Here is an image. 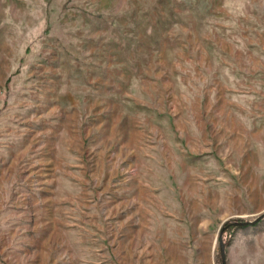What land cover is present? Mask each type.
Segmentation results:
<instances>
[{
	"label": "rangeland",
	"instance_id": "1",
	"mask_svg": "<svg viewBox=\"0 0 264 264\" xmlns=\"http://www.w3.org/2000/svg\"><path fill=\"white\" fill-rule=\"evenodd\" d=\"M223 227L264 264V0H0V264H221Z\"/></svg>",
	"mask_w": 264,
	"mask_h": 264
},
{
	"label": "water",
	"instance_id": "2",
	"mask_svg": "<svg viewBox=\"0 0 264 264\" xmlns=\"http://www.w3.org/2000/svg\"><path fill=\"white\" fill-rule=\"evenodd\" d=\"M259 218H257L258 220ZM255 220V221H257ZM253 221V222H255ZM248 222H242V221H237L235 222V224L237 225H242V224H246ZM226 227H223V229L221 230V234H220V251H221V264H228V260H227V251H226V246L223 240V231L225 230Z\"/></svg>",
	"mask_w": 264,
	"mask_h": 264
}]
</instances>
